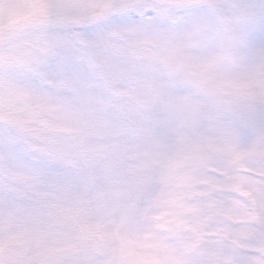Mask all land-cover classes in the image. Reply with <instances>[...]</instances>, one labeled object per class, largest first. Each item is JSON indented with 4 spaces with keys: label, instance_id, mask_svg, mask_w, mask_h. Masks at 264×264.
Segmentation results:
<instances>
[{
    "label": "snow or ice",
    "instance_id": "snow-or-ice-1",
    "mask_svg": "<svg viewBox=\"0 0 264 264\" xmlns=\"http://www.w3.org/2000/svg\"><path fill=\"white\" fill-rule=\"evenodd\" d=\"M0 264H264V0H0Z\"/></svg>",
    "mask_w": 264,
    "mask_h": 264
}]
</instances>
